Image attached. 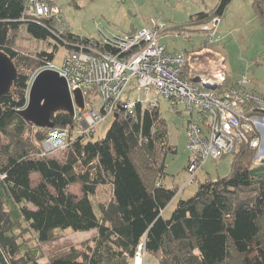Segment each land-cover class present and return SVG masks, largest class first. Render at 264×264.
<instances>
[{"label":"trees","instance_id":"obj_1","mask_svg":"<svg viewBox=\"0 0 264 264\" xmlns=\"http://www.w3.org/2000/svg\"><path fill=\"white\" fill-rule=\"evenodd\" d=\"M228 1L185 26L219 17ZM27 4L0 0V52L14 68L0 96V264H133L140 244L146 264H264V163L253 161L256 149L241 144L231 154L230 173L199 183L193 195L176 202L169 218L162 210L178 189L163 184L164 160L175 148L157 107H118L97 140L87 139L90 129L72 136L73 116L55 112L54 127L67 129L65 146L59 156L44 153L50 128L19 115L32 74L52 62L57 44L91 39L65 30L60 40L56 20L24 15ZM252 6L264 25V0ZM22 32L36 43L50 45L52 38L55 44L29 55L16 47ZM74 186L79 194L71 191ZM65 230L95 234L45 256L42 245Z\"/></svg>","mask_w":264,"mask_h":264},{"label":"built area","instance_id":"obj_2","mask_svg":"<svg viewBox=\"0 0 264 264\" xmlns=\"http://www.w3.org/2000/svg\"><path fill=\"white\" fill-rule=\"evenodd\" d=\"M59 12L51 0H28L24 15L53 18L59 26L55 35L63 40L65 29L59 25ZM218 22L219 18L214 17L202 25L208 45L218 39ZM164 31V22L158 20L131 34L91 39L79 45L64 41L69 45L68 54L61 68L56 70L66 79L70 91L78 88L83 94L84 110L74 109L73 115L78 135L86 133L107 116L113 117L118 107L131 109L139 102L142 107L158 108L161 96L171 107L183 105L188 113L184 125L189 151L187 183H192L195 173L208 159L233 153L241 144L258 149L264 117L255 111L264 112V94L253 88L254 80L248 76L226 84L222 61L200 72L193 67L187 69L186 52H169L159 42ZM43 68H53L52 62ZM132 83L133 89L143 90L147 95L154 93L155 98L148 97L142 103L124 97ZM93 96L100 99L99 108L93 106ZM66 136L67 129L50 128L42 142L44 153L60 151L65 146ZM138 263L146 264L142 244L138 245L133 258V264Z\"/></svg>","mask_w":264,"mask_h":264},{"label":"rangeland","instance_id":"obj_3","mask_svg":"<svg viewBox=\"0 0 264 264\" xmlns=\"http://www.w3.org/2000/svg\"><path fill=\"white\" fill-rule=\"evenodd\" d=\"M51 2L59 8L60 27L87 39L99 40L123 33L131 34L142 26H150L151 21L160 20L165 24V31L159 37V42L164 44L169 52H186L187 69L193 67L196 72H200L199 70H207L209 67L212 69L222 61L225 64L226 84H233L239 78L248 76L253 78L255 90L264 94V25L253 9V0H229L226 3L223 13L218 17L220 19L216 26L218 39L210 45L206 44L207 33L202 25L189 27L185 25L200 12L211 13L221 0H51ZM47 42L51 46L46 42L36 43L22 32L16 40V47L31 55L36 51L51 49L55 44L52 38ZM67 54L66 45L57 44V51L52 60L53 68L60 69ZM35 74H32V78ZM211 78L213 80V76ZM132 86L133 83L126 90L124 97L142 103H145L148 97L151 100L155 98L154 93L147 95L143 90L133 89ZM100 105V99L93 96V106L99 108ZM158 109L166 122L169 144L175 148V153L168 152L164 160L163 184L167 188L178 189L162 210L163 217L169 218L176 202L193 195L199 183L208 177L214 179L230 173L232 153L219 159H208L198 170L197 179L187 183L189 174L186 165L189 151L184 125L188 113L181 104L177 108L171 107L163 96L159 99ZM111 121L110 115L104 121L95 124L86 134L87 139L102 138ZM76 134L75 130L72 136ZM59 154L60 151H57L50 156ZM253 161L264 163V149L261 148V144L256 149ZM71 191L79 194V187L74 186ZM94 234L95 230L61 231L54 241L42 245L41 249L46 256L53 249L66 243L79 245ZM150 264L157 262L152 260Z\"/></svg>","mask_w":264,"mask_h":264},{"label":"water","instance_id":"obj_4","mask_svg":"<svg viewBox=\"0 0 264 264\" xmlns=\"http://www.w3.org/2000/svg\"><path fill=\"white\" fill-rule=\"evenodd\" d=\"M13 78L14 68L0 52V96L7 92ZM74 109L84 110L81 90L74 88L70 91L66 79L55 68H42L29 83L26 104L19 115L35 126L53 128V113L63 111L73 116Z\"/></svg>","mask_w":264,"mask_h":264},{"label":"bare ground","instance_id":"obj_5","mask_svg":"<svg viewBox=\"0 0 264 264\" xmlns=\"http://www.w3.org/2000/svg\"><path fill=\"white\" fill-rule=\"evenodd\" d=\"M262 129H263V127L261 126V127H260L261 134H262L261 148L264 149V137H263V130H264V129H263V130H262ZM138 264H139V263H138Z\"/></svg>","mask_w":264,"mask_h":264},{"label":"crops","instance_id":"obj_6","mask_svg":"<svg viewBox=\"0 0 264 264\" xmlns=\"http://www.w3.org/2000/svg\"><path fill=\"white\" fill-rule=\"evenodd\" d=\"M212 20V19H211ZM210 22V21H209ZM254 89H255V87H253ZM92 129V128H91ZM201 169V168H200ZM197 173H198V171L195 173V176H194V181H195V179H197L196 177H197ZM193 181V182H194ZM163 183H164V180H163Z\"/></svg>","mask_w":264,"mask_h":264},{"label":"flooded vegetation","instance_id":"obj_7","mask_svg":"<svg viewBox=\"0 0 264 264\" xmlns=\"http://www.w3.org/2000/svg\"><path fill=\"white\" fill-rule=\"evenodd\" d=\"M215 17H216V16H215ZM217 17H218V16H217ZM213 18H214V17H213ZM213 18H212V19H213ZM219 20H220V19H219ZM208 23H209V22H208ZM208 23H204V24H208ZM204 24H201V25H204ZM197 26H198V25H197Z\"/></svg>","mask_w":264,"mask_h":264}]
</instances>
